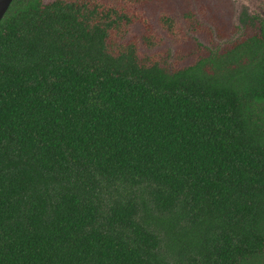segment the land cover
I'll list each match as a JSON object with an SVG mask.
<instances>
[{
    "label": "trees",
    "instance_id": "trees-1",
    "mask_svg": "<svg viewBox=\"0 0 264 264\" xmlns=\"http://www.w3.org/2000/svg\"><path fill=\"white\" fill-rule=\"evenodd\" d=\"M100 7L0 23V264H264V31L169 71Z\"/></svg>",
    "mask_w": 264,
    "mask_h": 264
},
{
    "label": "rangeland",
    "instance_id": "rangeland-1",
    "mask_svg": "<svg viewBox=\"0 0 264 264\" xmlns=\"http://www.w3.org/2000/svg\"><path fill=\"white\" fill-rule=\"evenodd\" d=\"M78 1L101 6L104 13L100 15L117 21L111 38L115 49L122 43H134L140 61L158 60L169 71L207 56L204 45L213 40V31L220 38H230L238 31V18L264 14V0ZM253 29L246 26L243 35Z\"/></svg>",
    "mask_w": 264,
    "mask_h": 264
},
{
    "label": "flooded vegetation",
    "instance_id": "flooded-vegetation-1",
    "mask_svg": "<svg viewBox=\"0 0 264 264\" xmlns=\"http://www.w3.org/2000/svg\"><path fill=\"white\" fill-rule=\"evenodd\" d=\"M248 9L246 8L247 11H249ZM262 12H264V10H262ZM246 17L248 19L246 20L243 18L241 19L243 23H241V21L238 18V24H237L238 31L234 33L230 38H220L217 35V33L213 31V36H212L213 40H211L210 43L204 45L206 50L208 51L207 56L205 55L197 62H199L204 58H208L216 55L219 56L221 54L231 52L232 49L239 48L242 46V44H246V42L251 40L252 37L262 36V33L264 31V14L260 15L258 13H253V14H248ZM246 26L248 27V29L249 28L252 29L253 27L254 32H252L249 35L248 34L243 35Z\"/></svg>",
    "mask_w": 264,
    "mask_h": 264
},
{
    "label": "water",
    "instance_id": "water-1",
    "mask_svg": "<svg viewBox=\"0 0 264 264\" xmlns=\"http://www.w3.org/2000/svg\"><path fill=\"white\" fill-rule=\"evenodd\" d=\"M12 2L13 0H0V23L7 13L8 9L10 8ZM45 2L47 1L45 0Z\"/></svg>",
    "mask_w": 264,
    "mask_h": 264
}]
</instances>
